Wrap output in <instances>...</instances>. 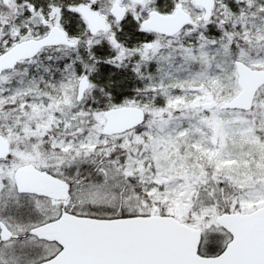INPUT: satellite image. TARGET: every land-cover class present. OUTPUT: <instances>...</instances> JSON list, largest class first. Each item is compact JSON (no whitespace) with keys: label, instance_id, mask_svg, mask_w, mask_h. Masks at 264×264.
<instances>
[{"label":"snow or ice","instance_id":"obj_1","mask_svg":"<svg viewBox=\"0 0 264 264\" xmlns=\"http://www.w3.org/2000/svg\"><path fill=\"white\" fill-rule=\"evenodd\" d=\"M0 264H264V0H0Z\"/></svg>","mask_w":264,"mask_h":264}]
</instances>
